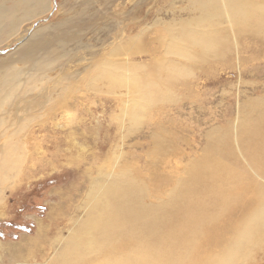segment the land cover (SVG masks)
<instances>
[{"label": "rangeland", "instance_id": "obj_1", "mask_svg": "<svg viewBox=\"0 0 264 264\" xmlns=\"http://www.w3.org/2000/svg\"><path fill=\"white\" fill-rule=\"evenodd\" d=\"M190 2L51 0L46 12L24 22L0 44V70L10 60L21 70L22 80L42 75L37 83L30 81L29 86L37 89L28 95H37L35 98L47 107H57H44L25 131L30 142L27 162H22L21 172L17 168L13 171L3 188L0 264L60 262L64 257L61 247H71L78 234L73 231L86 218L85 200L94 179H100L102 185L110 179L106 182L110 184L118 178L111 172L120 166L127 167L125 177H138L151 191L154 183L160 185L164 203L171 182L188 180L191 166L201 161V156L208 155L206 163L221 152L232 157L234 144L228 134L236 132L240 111L248 110L247 103L264 106V33L260 28H249L237 34L221 17L216 30L224 46L221 51L194 48L191 56L171 52L170 35L199 14ZM40 29L44 39L49 40L54 31L61 36L52 46L59 57L43 74L35 73L29 60L18 59L29 57ZM117 48H123L121 55L109 59L120 57V62L137 64L135 71L141 79L155 84L156 97L138 98L137 94L129 95L123 85L95 78L98 65ZM36 53L39 55L32 54L30 61L40 57L42 49L36 48ZM167 65L178 68L176 77ZM65 75L75 77V82L69 78L78 84L76 92L62 95L54 90L59 78L64 76V82L68 81ZM141 102L143 110H139ZM210 142L214 146L211 150L206 149ZM200 167L197 164L196 170ZM254 255L248 264H264L263 253Z\"/></svg>", "mask_w": 264, "mask_h": 264}, {"label": "bare ground", "instance_id": "obj_2", "mask_svg": "<svg viewBox=\"0 0 264 264\" xmlns=\"http://www.w3.org/2000/svg\"><path fill=\"white\" fill-rule=\"evenodd\" d=\"M190 3L199 14L197 18L192 17L188 22L181 23L177 33L170 35L171 52L175 50L184 56H191L194 48L221 51L224 46L216 34L221 17L237 34L249 28H260L264 33V0H191ZM50 4L51 0H0V44L17 33L24 22L46 12ZM55 32H50L49 40L44 39L43 29L36 32L37 40L32 42L31 54H28L29 57H18L19 61L29 60L35 73L43 74L47 65L59 57L52 49L61 37ZM36 48L42 49V54L30 61L32 54H37ZM122 49L117 48L112 56L104 57L106 59L98 65L95 78L109 79L112 83L123 85L129 95L137 94L138 98L139 95L146 100L156 97L155 84L146 78L141 79L138 71H135L137 64L130 61L123 63L125 60L120 62V57L109 59L122 53ZM1 67L0 200L3 188L14 176L13 171L17 168L21 172L22 162L30 154V150H27L29 134L26 135L25 131L47 107L35 98L37 95H28L37 89V86H29L30 81L35 84L38 79L44 78L42 75L22 80L21 70L10 60H6ZM166 68L173 77L178 70L168 65ZM65 76H68L67 83L63 76L54 84V90L62 95L79 88L78 84L71 82V79L75 82L74 76ZM46 98L50 101L49 96ZM143 105L141 102L139 110H143ZM260 105L247 103L248 110L244 113L240 111L241 117L246 118L240 120V117L236 122V132L228 134L234 144L232 148L229 146L232 157L219 152L218 157L212 158L213 162L206 163L208 155L201 156L202 160L197 164L202 167L196 170L195 163L190 168L188 180L171 182V190L164 193L167 196L164 203L161 201L160 185L156 187L154 183V190L151 191L138 177H125V167L120 166L111 172L118 178L113 177L110 184L106 183L110 179H106L104 185L100 179H94L85 200L86 218L78 224L79 229L73 231L78 234L73 237L71 247H61V256L64 257L55 263L232 264L239 261L236 264H248L254 254L264 255V106ZM47 109L57 107L48 106ZM210 146H213L211 142L206 149L211 150ZM145 198H150V202L146 203ZM207 249L209 251L205 252Z\"/></svg>", "mask_w": 264, "mask_h": 264}]
</instances>
